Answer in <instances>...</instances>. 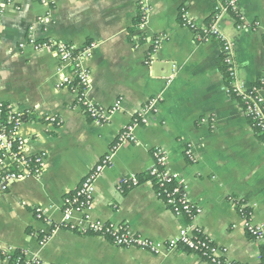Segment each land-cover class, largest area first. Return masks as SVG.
I'll return each instance as SVG.
<instances>
[{
  "label": "crops",
  "instance_id": "1",
  "mask_svg": "<svg viewBox=\"0 0 264 264\" xmlns=\"http://www.w3.org/2000/svg\"><path fill=\"white\" fill-rule=\"evenodd\" d=\"M3 2L0 24V101L27 114L20 127L25 153L44 152L39 176L29 175L0 191V249L23 250L28 258L51 264H211L180 245L151 253L118 246L107 237L76 230L81 214L65 219L62 199L97 160L112 149L119 132L139 109L157 97L147 123L134 129L136 142L112 150L111 162L95 181L92 217L126 223L134 233L166 240L187 219L176 216L143 180L153 150L168 151L167 169L188 184L202 212L195 220L227 257L260 264L261 242L243 226L248 217L264 229V138L253 129L237 99L224 88V65L216 40L196 41L181 21V10L201 26L215 0H13ZM246 27L235 28L231 14L221 27L234 39L239 77L251 84L264 77V0H237ZM148 9L142 22L143 7ZM53 39L82 47L94 43L86 64L88 96L109 107L107 121L87 116L69 87H57L58 58L47 48L25 42ZM156 40H158L156 42ZM59 121V123L57 122ZM191 144L196 161L183 149ZM140 182L121 191L123 176ZM231 198L238 201L231 202ZM36 207L45 210L39 217ZM47 217L50 218L47 220ZM48 235L45 243H41ZM0 264H12L0 255Z\"/></svg>",
  "mask_w": 264,
  "mask_h": 264
},
{
  "label": "built area",
  "instance_id": "2",
  "mask_svg": "<svg viewBox=\"0 0 264 264\" xmlns=\"http://www.w3.org/2000/svg\"><path fill=\"white\" fill-rule=\"evenodd\" d=\"M13 0H6L11 3ZM47 0H41L45 3ZM216 5L210 19L198 26L188 17L186 9L181 10V21L184 25L193 30L196 41L216 40L220 44V55L225 71V91L237 99L244 115L248 118L253 129L259 132L264 138V77H259L251 84H246L238 73V65L234 54V39L221 27L223 17L233 15L235 28L241 30L246 27V21L239 8L237 0H215ZM0 6V24L3 12V2ZM148 9L144 6L140 14V21L147 17ZM32 26L29 29L28 39L21 43H31L37 49L47 48L54 51L58 58L57 70L61 76L56 82L57 87H69L76 94L78 104H81L87 116L95 121H107L110 116L120 109V101L117 100L109 107H104L88 96L91 85V72L86 64L91 56L94 47L89 42L82 47L62 41L48 39L37 41L32 33ZM158 40H156L157 42ZM1 85V77H0ZM157 97L149 99L139 110L138 116L132 117L119 132L117 141L109 152L102 155L91 169L81 178L77 187L63 196V213L68 219L73 213L81 214L80 222L76 230L85 234H97L107 237L112 243L118 246L137 247L151 253H161L177 249L180 245L185 246L189 251L198 255L201 259L211 264H243L227 257V248L221 247L212 241V238L204 233L196 223V216L202 212L199 205L193 202L187 191V181L176 172L167 169L168 151L163 147H156L153 150V165L150 174L155 177V182L146 179L153 187L155 195L168 206L176 216L187 219L185 225H180L178 233L166 240H155L150 237L134 233L126 223L104 221L92 217L90 208L95 202V181L102 170L110 164L112 150L123 142H136L134 134L135 127L139 122H148L145 113L155 110ZM27 119V114L20 111L14 104L0 101V191H6L8 185L29 175L39 176L44 168V152L27 155L25 153L26 138L20 134V127ZM59 123V121H57ZM186 157L196 161V156L191 144L187 143L183 149ZM140 181L136 175L123 176L118 188L123 191ZM233 204L238 201L231 198ZM246 217L243 226L247 232L257 241L261 242L259 256L260 264H264V229L261 224L255 223L248 217L245 204L238 206ZM41 217L45 210L41 207L35 209ZM50 218L47 217V220ZM48 235H44L41 243H45ZM0 255L12 264H51L40 258H28L25 251L15 250L11 247L0 249Z\"/></svg>",
  "mask_w": 264,
  "mask_h": 264
},
{
  "label": "trees",
  "instance_id": "3",
  "mask_svg": "<svg viewBox=\"0 0 264 264\" xmlns=\"http://www.w3.org/2000/svg\"><path fill=\"white\" fill-rule=\"evenodd\" d=\"M223 67H224V66H223ZM224 76H225V71H224ZM138 176H139V181L142 180V179H140V175H138ZM144 179H145V180H146V179H151L153 182H155V177H154L153 175L150 174V169L144 173L143 180H144Z\"/></svg>",
  "mask_w": 264,
  "mask_h": 264
}]
</instances>
